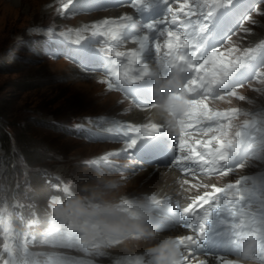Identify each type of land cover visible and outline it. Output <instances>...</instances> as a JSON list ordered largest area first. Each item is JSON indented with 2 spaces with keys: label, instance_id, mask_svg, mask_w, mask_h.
<instances>
[{
  "label": "snow or ice",
  "instance_id": "1",
  "mask_svg": "<svg viewBox=\"0 0 264 264\" xmlns=\"http://www.w3.org/2000/svg\"><path fill=\"white\" fill-rule=\"evenodd\" d=\"M58 3L60 15L69 10L70 15H76L108 7L128 6L134 10V14L124 13L68 28L59 33L62 40L49 43V55L54 58L64 55L85 71L102 69L105 79L100 82L107 85L108 91L122 92L121 103L129 102L130 108L125 112L159 110L153 93L151 103H137L129 95L128 86L145 80L153 81L155 86L177 74L182 77V89L166 94L170 103L159 122L149 116L142 123L113 119L97 124L99 134H109L122 144L118 151L91 161L99 175L125 171L135 175L144 170V164L155 165L157 170L176 169L181 174L176 181L178 196L186 203L157 194L122 197L116 202L120 212L131 219L143 220L154 230V237L145 240L155 242L151 248L166 241L174 246L176 255L171 264H209V259L214 264H242L246 259L264 264V179H257L264 178V172L239 176L222 186L204 183L202 179L227 177L264 163V107L251 112L239 107L221 110L210 104L226 97L246 101L248 97L239 91L246 87L264 95L262 46L243 49L231 46L234 35L250 31L243 25L255 23L254 13L264 15L259 4L249 0H117L114 4L107 0H58ZM241 117L244 118L237 126L234 122ZM122 153L127 159H134L136 165L128 169L110 159ZM100 161L103 167L99 166ZM53 187L62 196L49 198L47 223L34 212L25 220L23 211L32 208L31 202L14 199L13 208L19 209L16 219L21 228L12 226L11 214L0 221L4 224L0 232L3 239L0 264H96L89 257L110 255L104 249L128 240L119 237L106 240L101 233L96 240L87 241L82 230L51 214L55 205L67 202L77 193L70 182L62 181ZM115 187L103 184L90 191L105 194ZM201 188L205 191L200 194H188ZM83 195L90 208L103 203L90 199L89 191ZM5 211L6 208H0V214ZM92 223L95 225L94 220ZM177 227L187 232L171 236ZM129 239L139 240L136 236ZM213 239L215 250L210 243ZM250 241H255V250L245 257ZM38 248L51 251H37ZM151 248L119 257L113 264H157V253L149 251Z\"/></svg>",
  "mask_w": 264,
  "mask_h": 264
},
{
  "label": "rangeland",
  "instance_id": "2",
  "mask_svg": "<svg viewBox=\"0 0 264 264\" xmlns=\"http://www.w3.org/2000/svg\"><path fill=\"white\" fill-rule=\"evenodd\" d=\"M47 1L0 0V105H4L6 108L5 123L10 125L7 127L8 132L13 134L15 130L28 126V132L36 143V148L40 149L39 151L45 157V165L42 170L59 184L62 181L66 184L70 182L72 189L77 194L83 195L86 188L90 192L94 185L95 181H90L89 177H97L99 174L91 161L98 160L105 153L118 151L122 147L121 142L109 134H99L95 122L100 119L112 120V116L116 112L115 115L124 119V116L127 115L124 110L128 105L127 101L120 102L124 100V97L119 95V91H108L107 89L104 91L103 87L107 86L104 83L95 86H89L86 83L89 87L80 85L85 81H82L83 78L77 73V70H85L64 55L55 58L50 56L49 43L62 40L60 32L66 31L68 28L79 27L94 16L110 14L118 8L108 7L103 10L84 11L76 15H70L71 10H69L64 15H60L57 12L60 5L55 3L53 7L49 8L50 13L46 15L44 12ZM259 8L261 12H264V3L260 4ZM253 19L255 23L246 22L243 25L244 29H250V31H240L234 35L231 46L243 49L264 39V15L254 13ZM48 29H51L50 33ZM256 38L258 39L255 40ZM67 67H72L71 71ZM86 72L96 73L105 79V73L100 68L90 69ZM255 86L259 87L258 84ZM112 94L117 95L107 101L108 96ZM240 94L248 97V100L240 101L235 97H226L224 101H216L212 104L224 108L239 107L251 112H256L264 107V95L247 87L241 89ZM144 98L141 97L145 101L148 99ZM241 122L240 119L235 124L239 126ZM14 156V161L10 163L0 143V208H6V211L0 214V220L6 219L11 214L12 226L17 229L21 228L20 222L16 219V209L13 208L15 199L21 203L31 202L32 208L24 209L28 218L34 212L41 221L47 223L50 215L48 212L49 202L48 206L42 210L45 215H41L40 210L31 201L32 199L30 200L32 186L27 184L30 170L20 154L15 153ZM110 159L128 169L137 163L134 159H127L123 153L119 157ZM14 166L15 168L20 167L22 170L21 177H18L17 170L14 175L12 174L11 170ZM99 166L103 167L102 161L99 162ZM152 166L144 164V170L135 175H132L131 171L104 175L105 184H114L116 187L103 194V199L109 202H119L122 197L132 198L148 195L143 191L151 192L156 189L155 186L148 187L147 184L154 173L145 175ZM257 172H264V163L259 164L258 167L249 166L246 169H241L236 176L222 177L212 182L222 186L243 174ZM122 176L127 179H122ZM17 185H19L18 188ZM44 191L45 189H39V193ZM178 192L179 188L172 189L170 197L175 200ZM59 195L62 196V193L60 192ZM3 227L2 223L0 232ZM178 230L179 227L170 234L175 235ZM144 241L128 239L120 245L104 249L110 255L89 257V259H94L96 264H113V261L119 257L137 255L155 244L145 246ZM2 244L3 239L0 238V246ZM36 250L51 251L46 248ZM72 254L81 255L80 253Z\"/></svg>",
  "mask_w": 264,
  "mask_h": 264
},
{
  "label": "clouds",
  "instance_id": "3",
  "mask_svg": "<svg viewBox=\"0 0 264 264\" xmlns=\"http://www.w3.org/2000/svg\"><path fill=\"white\" fill-rule=\"evenodd\" d=\"M182 89V77L177 74L173 79L168 81H158L152 89L153 98L159 105L161 114L169 106V99L166 95L171 90ZM106 183L105 176L97 175L94 185L91 189H98ZM89 191V189H85ZM90 199L93 201H102L99 207H88L85 204V196L77 194L65 203L57 204L52 209V215L60 219H67L76 229L82 230L84 238L87 241L96 240L104 235L106 240L113 237L129 239L136 236L139 240H147L154 237L153 229L147 227L143 220L131 219L129 216L122 214L116 202H109L103 199V194L99 191H90ZM95 221V225L92 221ZM255 250V241H250L245 249V257H250ZM149 251L157 253V264H171L175 258L176 250L170 242H164L157 248H151ZM247 260V259H246Z\"/></svg>",
  "mask_w": 264,
  "mask_h": 264
},
{
  "label": "bare ground",
  "instance_id": "4",
  "mask_svg": "<svg viewBox=\"0 0 264 264\" xmlns=\"http://www.w3.org/2000/svg\"><path fill=\"white\" fill-rule=\"evenodd\" d=\"M12 1L18 2L19 0H12ZM21 1H23V0H21ZM55 3L57 4L58 3V0H54V1L48 0L45 3V5H46L45 10L46 11L44 12V14H46V15L49 14L50 13V11H48L49 8L53 7V5H55ZM114 8H117V7H114ZM124 13L134 14V10L131 7H127V8L119 7L118 9L113 10L110 14H100L98 16H94L95 19L92 18L90 21L84 22V24H86V23L87 24H90V23H92V22H94L96 20L103 19V18H115V17H117L119 15H122ZM131 46H129V47H131ZM67 68L70 69V71L72 69V67H67ZM77 73H79L81 75V77L83 78L82 81H85L83 83H80V85H82V86H88L86 83H88L89 86H91V85L95 86V85L101 84L100 81L103 80V76H99L96 73H90V72H86V71H83V70H80V69L77 70ZM103 89L105 91L107 89V86H104ZM114 95H117V94H112V95L108 96L107 101H109L110 99H113L114 98ZM74 97H76V96H74ZM136 102L138 103L137 100H136ZM151 102H152V99H146V101H145V103H151ZM127 105L128 106L126 107V109H129L130 108V104H129L128 101H127ZM115 114L112 116V120L113 119H116V120H120V121H127V122H134V123H142V122H145V119L147 117H149V116H151V118L154 121L159 122L161 120V113H160L159 110H152L151 113H149V112H145V111H140V110L132 109L130 112H127V115L124 116V119H120L121 116H117ZM102 121H105V120H101L100 119V120L96 121L95 122L96 127H97V124L100 123V122H102ZM151 173H154V176L148 181L147 184H148V187L155 186L156 189H154L151 192H147V190L146 191H143L145 193H148V195L149 194H157L160 197H163L165 195L170 196V195H172V193H171V190L172 189H174V188L175 189L176 188L178 189L179 188V185L176 183V181H177V179L179 178V176L181 174L176 169H165V168L161 167V168H159V170H157L156 166L153 165L152 167L149 168L148 172L145 175H150ZM192 182L193 183H197L196 180H193ZM203 182L204 183H213L212 180H210L208 178H204L203 179ZM203 191H205V189H203V188L199 189V191L193 189L188 194L189 195H197V194L202 193ZM175 200H180L181 203H186L187 202V201L181 200L178 195H177V198ZM186 232H187V230L182 229V228H179V230L177 231V233L175 235H173V234H170V235L173 236V237H175V236H179V235L185 234ZM144 243H145V246L146 245L149 246V245H153L155 242L149 240V241H144ZM136 245H139V243H136ZM229 258H232V257H229ZM201 259H204V257H201ZM209 264H214V262L211 259H209ZM242 264H247V263H245V262L242 261ZM249 264H251V263H249Z\"/></svg>",
  "mask_w": 264,
  "mask_h": 264
},
{
  "label": "trees",
  "instance_id": "5",
  "mask_svg": "<svg viewBox=\"0 0 264 264\" xmlns=\"http://www.w3.org/2000/svg\"><path fill=\"white\" fill-rule=\"evenodd\" d=\"M6 118V108L4 105H0V143L10 163L14 161L15 153L22 156L25 165L30 170L27 177V184L32 186L30 194L32 197L30 200L32 199L31 201L34 202L36 208L40 210V214L45 215L42 213V210L48 206L49 198L60 194L53 187V185H58L59 183L42 170L45 165V157L39 151L40 149L36 148V143L28 132V126H24L17 131L15 130L12 134L7 131V127L10 125L5 123ZM15 170H17L18 177L23 175L20 167L15 168V166L11 170L13 175ZM46 181H50L51 183ZM41 188L45 189L43 193H39V189Z\"/></svg>",
  "mask_w": 264,
  "mask_h": 264
}]
</instances>
